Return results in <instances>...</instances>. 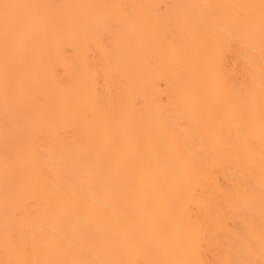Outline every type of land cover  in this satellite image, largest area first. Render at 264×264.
Returning a JSON list of instances; mask_svg holds the SVG:
<instances>
[{"label": "bare ground", "instance_id": "obj_1", "mask_svg": "<svg viewBox=\"0 0 264 264\" xmlns=\"http://www.w3.org/2000/svg\"><path fill=\"white\" fill-rule=\"evenodd\" d=\"M0 264H264V0H0Z\"/></svg>", "mask_w": 264, "mask_h": 264}]
</instances>
